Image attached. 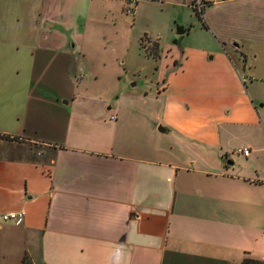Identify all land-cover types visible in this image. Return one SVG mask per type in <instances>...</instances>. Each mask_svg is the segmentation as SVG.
<instances>
[{"label": "crops", "instance_id": "0c3cea01", "mask_svg": "<svg viewBox=\"0 0 264 264\" xmlns=\"http://www.w3.org/2000/svg\"><path fill=\"white\" fill-rule=\"evenodd\" d=\"M201 1L211 50L156 58L154 90L117 71L0 88V264H264V96L238 66L264 85V0ZM43 38L36 50L61 55L35 57L31 83L50 65L71 80L83 43ZM0 57V83L28 68Z\"/></svg>", "mask_w": 264, "mask_h": 264}, {"label": "rangeland", "instance_id": "374dc122", "mask_svg": "<svg viewBox=\"0 0 264 264\" xmlns=\"http://www.w3.org/2000/svg\"><path fill=\"white\" fill-rule=\"evenodd\" d=\"M196 2L195 0H7L8 10L12 9L7 16L9 27L7 38L13 43L8 44L10 49L7 44H3L5 48L2 49L0 43V48L9 59L12 58L14 66L28 61L24 62L25 67L28 68L21 70L18 75L11 72L12 78L8 79L7 83L2 81L0 88L34 84L36 87L52 89L53 86H62L64 89L74 90L75 85L82 87L87 80H92L93 75L90 76L88 72L99 77L103 75L111 77V74L117 71L113 80L117 81L116 76H119L120 84L125 85L126 89L130 87L131 82L140 80L142 84L136 85L135 88L154 90L161 73L156 66L161 63L160 59L165 61L169 58H171L169 65L172 63L175 66L178 58L172 61V57L179 55L176 50L178 45L185 43L196 48L204 46L207 50L212 48L210 44L213 36L204 28L202 13L194 8ZM204 8L205 4L201 12ZM176 24L189 27V31L183 35L176 34ZM43 36L53 46L65 45L66 41L70 42V40V44L83 43L84 46L81 47L83 50L80 49L81 53L78 52L81 65L75 74L74 71L71 72V80L64 75L58 80L54 77L55 70L51 69L52 65H50L43 75L36 74L31 83L33 77L30 67L33 66L35 57L41 54L61 55V51L50 52L44 48L36 50V46H33L35 40L39 37L40 43H45ZM83 66L88 77L83 73ZM238 66L242 80H246L250 88L258 90L264 96V85L250 84L242 62ZM74 75H77L75 79Z\"/></svg>", "mask_w": 264, "mask_h": 264}, {"label": "built area", "instance_id": "2783aa9c", "mask_svg": "<svg viewBox=\"0 0 264 264\" xmlns=\"http://www.w3.org/2000/svg\"><path fill=\"white\" fill-rule=\"evenodd\" d=\"M195 2H196V0H195ZM203 7H204V3L201 2V0H197V2L194 4V8L198 9L200 12H201ZM111 118H114V116H112ZM237 151L239 153L247 156L250 152V149H249V147H243V148H239ZM23 217H24V211H22V210L11 211V212L4 213L1 215V218L3 220H12L15 222H20L23 219Z\"/></svg>", "mask_w": 264, "mask_h": 264}, {"label": "water", "instance_id": "95a60500", "mask_svg": "<svg viewBox=\"0 0 264 264\" xmlns=\"http://www.w3.org/2000/svg\"><path fill=\"white\" fill-rule=\"evenodd\" d=\"M188 29H189V27H187V26L184 27L183 25H180V24L175 25V32L178 35H183V34L187 33ZM137 84H139L138 81H133L131 83L132 86L137 85ZM63 103H65L66 105H69L68 101H63ZM159 130L163 131V128L159 127Z\"/></svg>", "mask_w": 264, "mask_h": 264}, {"label": "trees", "instance_id": "16d2710c", "mask_svg": "<svg viewBox=\"0 0 264 264\" xmlns=\"http://www.w3.org/2000/svg\"><path fill=\"white\" fill-rule=\"evenodd\" d=\"M202 12H200L201 14ZM205 26V25H204ZM0 137L9 138L8 136L0 135Z\"/></svg>", "mask_w": 264, "mask_h": 264}]
</instances>
